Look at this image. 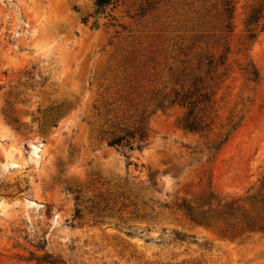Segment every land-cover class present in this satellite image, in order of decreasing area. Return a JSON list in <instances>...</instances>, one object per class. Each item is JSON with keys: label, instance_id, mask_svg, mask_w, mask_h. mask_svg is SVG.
I'll use <instances>...</instances> for the list:
<instances>
[{"label": "rangeland", "instance_id": "1", "mask_svg": "<svg viewBox=\"0 0 264 264\" xmlns=\"http://www.w3.org/2000/svg\"><path fill=\"white\" fill-rule=\"evenodd\" d=\"M223 1L0 0V264H264V0Z\"/></svg>", "mask_w": 264, "mask_h": 264}, {"label": "trees", "instance_id": "2", "mask_svg": "<svg viewBox=\"0 0 264 264\" xmlns=\"http://www.w3.org/2000/svg\"><path fill=\"white\" fill-rule=\"evenodd\" d=\"M117 4V0H95L94 2V14H104L106 10L114 8ZM263 8L264 3L260 2L255 5L249 11L245 22H244V31L246 34L247 41H254L256 37V32L264 30V23L263 20ZM233 13V6L231 0H224L223 1V14L225 16V26L224 28L227 32H230L231 28V19ZM223 58L221 57L219 60V64H223ZM211 62H208L209 68L211 67ZM250 79L254 82L258 77L256 72L251 71L248 73ZM200 81L194 80L192 83V87L190 91H187L183 94L175 93L173 96V100L171 101L174 104H178L180 106L185 107V114L181 120V127L184 131L194 134H201L204 130L207 129L208 125H204L202 120L197 118L196 115V107L197 105H203V111L207 109V105L210 103V96L207 93L201 91L199 87ZM142 122V118H139L138 126L131 130H121L119 133L116 132H107L106 133V144L108 147H113L115 149H128L133 150V148L140 150L143 148L144 145H141L142 142L145 141L146 134L140 128ZM129 140H133L135 145L129 143ZM74 218H79V212L75 211ZM175 239L179 241H183L184 237L179 236L177 234L174 235ZM38 261V264H57L54 259H51L49 255H41L35 259Z\"/></svg>", "mask_w": 264, "mask_h": 264}, {"label": "bare ground", "instance_id": "3", "mask_svg": "<svg viewBox=\"0 0 264 264\" xmlns=\"http://www.w3.org/2000/svg\"><path fill=\"white\" fill-rule=\"evenodd\" d=\"M38 8L35 7V13L39 14V10H37Z\"/></svg>", "mask_w": 264, "mask_h": 264}]
</instances>
